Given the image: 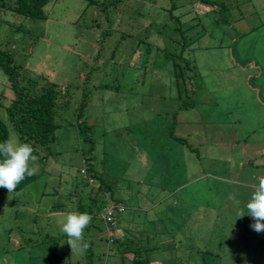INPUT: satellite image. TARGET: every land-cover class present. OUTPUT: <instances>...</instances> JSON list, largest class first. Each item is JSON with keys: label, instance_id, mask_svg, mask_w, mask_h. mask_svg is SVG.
Returning <instances> with one entry per match:
<instances>
[{"label": "rangeland", "instance_id": "rangeland-1", "mask_svg": "<svg viewBox=\"0 0 264 264\" xmlns=\"http://www.w3.org/2000/svg\"><path fill=\"white\" fill-rule=\"evenodd\" d=\"M148 1L143 10L152 4L156 11L173 8L174 13H186L195 22L202 18L206 36L200 39V45L205 48L191 54L201 77L192 83L193 104L186 102L187 106L177 109L189 98L186 90L190 82L185 80V90L180 86L177 96L169 75L155 83L147 80L145 89H131L122 77L132 70L122 65L133 55V48L126 43L119 50L124 51V57L117 55L120 62L104 63L110 56V51L105 50L95 61L97 67H91L96 30L83 20L85 0H58L48 10L45 21H26L24 28L34 31L38 38L25 53L22 49L29 46L31 32L29 40L17 34L13 42L8 41L10 30L6 27L12 26L0 20V46L16 50L26 69L41 72L50 81L70 85L75 93L79 90V95L82 86L91 90L82 112L92 126L91 166L112 179L108 184L111 193L127 206L118 225L144 229L142 239L147 242L143 243L148 247L155 243L157 250L153 247L148 251L152 260L149 264H163L165 250L179 256V264H264V232L257 233L250 227L254 221L246 209L258 178L264 177V0H215V13L205 16L195 14L200 0ZM139 3L141 0L134 4ZM230 7L232 21L227 13ZM191 18L185 16L188 22ZM119 28L114 26L118 33ZM124 32L131 31L124 27ZM218 43L221 47H217ZM153 50L154 63L160 66L163 60L158 50ZM250 56L248 69L240 67ZM158 68L165 73V68ZM86 74L89 81L83 83ZM5 82L0 73V92ZM104 83L108 87L101 89ZM77 105L74 99L68 112H62L58 119L60 128L47 162L37 160L32 165L38 166L36 179L10 195L7 189L0 188V264H43L44 251L50 249L49 241L32 252L27 247L16 249L18 242L13 237L17 233L9 235L14 218L19 216L15 210L29 211H23L17 221L23 220L24 228L31 229V212L41 207L36 217L40 232L62 233L60 221L71 212L55 213L51 207L65 194L59 171L79 180L84 178L86 168L83 155L87 156L88 144L77 133ZM7 127L9 139L20 142L8 123ZM176 137L182 138V143ZM162 156L172 158L169 172L165 171L166 159L162 160ZM233 194L235 199H230ZM91 210L98 208L92 205ZM240 212L245 215L238 217ZM94 223L103 224L97 219ZM89 232L84 242L94 240L90 247L93 260L87 258L89 252L77 254V249L64 260L66 264H131L127 257L102 254V245L92 236L97 234V227H91ZM170 238L175 240L169 242ZM61 243L59 252L66 254L69 245ZM199 245L204 252H198ZM238 255L241 258H236Z\"/></svg>", "mask_w": 264, "mask_h": 264}, {"label": "trees", "instance_id": "trees-1", "mask_svg": "<svg viewBox=\"0 0 264 264\" xmlns=\"http://www.w3.org/2000/svg\"><path fill=\"white\" fill-rule=\"evenodd\" d=\"M57 1L58 0H0V20L6 21L5 26H8V24L12 26L6 27L10 30L6 35L7 40L13 42L17 34H21L23 39L29 40L28 34L31 32L32 39L28 41L29 46H23L22 50L25 53L26 49H32L38 37L34 31H29L24 28L25 22L28 20L45 21L48 16V10ZM136 1L137 0H85L86 4L83 12V20H85V22L88 21V26L96 30L95 50L91 57L94 65L91 67H97L95 61L98 60L97 57H101L105 50L110 51V56L104 63L111 62L117 64L120 62L117 55L124 57V51L119 50L120 48L123 49V44L126 43L125 45L128 44L133 48V55H131L128 60L125 59L122 65H126L132 70L130 71V75H123L122 77H125L129 82L131 89H134L135 86L139 90L140 88L145 89V84L148 82L147 80L155 83L158 82L162 76L167 79V75H169L172 77V83L176 86L175 90L177 91L175 92L177 96L179 95L180 86L185 90V80L190 82L186 90V94H189V98H186V101L184 100L183 103H179L177 109L187 106L186 102L189 103L188 105L193 104V101H190V96L195 92L192 88V83L196 78L200 81L201 77L198 72L199 66L196 64V58L191 56V54L205 48L200 45V39H204L206 36L202 18H199V21L195 22L191 16L186 13H174L175 9L173 11V8L166 9V11H156L152 9V4L148 5L149 9L143 10V6L149 1L141 0V3L134 4ZM197 3L199 11L195 12V14L202 13L201 16H205V14L209 12L215 13V11H212V8H216L217 1L200 0ZM145 8H147V6H145ZM166 12L167 14H165ZM227 13L232 21L231 17L233 16V11H231V7L227 10ZM185 16L189 19L191 18V22H188L189 19H185ZM238 17L239 15L237 14V16L234 17V21H237ZM81 18L80 16V19ZM115 25H117V28L120 27L119 33L117 29H114ZM124 27H128L131 32L125 33ZM245 36L246 35H244V37ZM218 44H220V46L217 47H221V43ZM232 46L234 45L232 44ZM153 48L158 50L160 58L163 60L160 66L154 63L155 55ZM197 59L199 60V58ZM251 60L252 56L247 57L239 66L248 69L247 65L249 66V64H251ZM158 67L165 68V73ZM252 67L254 66L252 65ZM0 73H2L6 79V82L2 86V92H0V108L3 111V117L0 119V142L9 140L8 123L16 132L20 143L32 145L34 149L33 155L37 157V160L41 164L47 162L48 156L51 154V145L56 142L57 132L60 128L58 119L61 117L62 112H68L71 107V102L77 99L78 105L75 107L76 113L74 122L77 126L79 137L88 144V148L86 149L87 156L83 155V163L86 167L84 170L85 175L83 179L78 180L75 175L69 178L64 176L65 174L62 171H59L63 181L60 186H62V190L65 194H63L62 197H58V203L52 204L51 207L54 208V212L66 213L68 211L71 213H88L91 215L92 221L84 230V236H90L88 233H90L91 227H97V234L92 236H95L99 244L102 245L100 247V252L102 254L116 255L120 259L127 257L129 259H126L131 264L151 263V255L148 254V251L150 250L149 248L153 247L157 250L155 243L152 244L153 247H148L146 243H143L147 242L142 239L144 229L139 231L136 230V226L134 229L130 228V226L118 225L119 217L124 213L126 204L123 199L115 198L111 193V187H109L108 184H112V179L106 177L101 171L91 166L93 164L92 159L94 158L92 154V126L86 122L82 115L83 110L87 106V99L91 90L82 86L79 95V90L78 93H75L70 85L50 81L46 76L42 75L41 72L35 73V71L26 69L23 63L19 61L16 50L12 51V49L3 46H0ZM88 76L89 75L86 74V78L84 79L85 82L83 83H86V80L89 81ZM119 79L121 80V76ZM107 87V83L100 84L101 89H106ZM114 88H116V86ZM174 113L176 114V112ZM172 129L173 126L171 130ZM155 133L156 132L153 131V137ZM176 140L181 143L183 141L182 138L177 137ZM195 151L197 152V150ZM143 154L145 159L148 158L146 157L147 151H144ZM158 156L159 153H157V157ZM162 158V160L166 159L165 171L169 172L170 170H168L167 167L170 164L173 165V163L170 162L172 158H164L163 156ZM161 163H163V161ZM36 177L37 174L26 177L15 190L24 188L32 183ZM160 179H162V176H160ZM60 186L59 188H61ZM92 205L97 207L98 210L93 212L91 210ZM108 205L113 207V214L111 220L104 221L99 217V214L103 211V208ZM168 206L173 207L170 204ZM118 207H121L122 210L119 211L117 209ZM40 208L41 207H39L36 212H31L34 214L33 220L29 219L32 223L31 229L24 228L22 225L23 220H21V222L17 221L20 214H23V211H29L25 208L15 210L14 214L19 216L15 215V225L10 229L9 235L16 232L17 236L13 237V241L16 238V242H18L17 245L15 244L16 249L27 247L29 249L28 251L41 247L45 242L49 241L50 249L48 252L44 251L45 260L43 264H66L64 260L72 256L71 247L68 246L66 248V254L60 253L59 247L62 241L66 246L68 245L66 243L67 236L66 234L64 235L58 232L46 231L43 234L40 232L41 228L36 222V217L38 213L41 212ZM48 211L49 210L46 209V215ZM96 219L100 220L103 224L100 226L94 223ZM150 222L153 221H149V223ZM117 227H121L122 235L118 236V234H116L115 228ZM108 232H111L112 235L108 236ZM173 240L175 239H168L169 242ZM93 244L94 240L91 239V241L87 243L88 247L83 250L79 249L77 254L89 252L90 255H86L87 258H90L91 262L94 254L90 247H93ZM173 245H175L174 242ZM197 248L199 249L198 252H204L201 250L200 245ZM164 255L165 257H162L165 258L163 264H179L178 262L176 263L177 257L179 256L173 254L172 251L165 250ZM156 258L160 259L159 257ZM236 258L239 259L241 256L238 255ZM28 264H32V262L29 261Z\"/></svg>", "mask_w": 264, "mask_h": 264}, {"label": "clouds", "instance_id": "clouds-1", "mask_svg": "<svg viewBox=\"0 0 264 264\" xmlns=\"http://www.w3.org/2000/svg\"><path fill=\"white\" fill-rule=\"evenodd\" d=\"M33 152L32 145L28 143L13 142L10 139L0 142V188L7 189L9 195L15 192L17 186L26 177L38 172V166H32L37 161ZM229 198L235 199V195H230ZM107 207L111 206H105L103 210ZM246 209L247 215L254 221L250 227L257 233L264 232V177L258 178V184L246 204ZM244 215V212H240L238 217ZM91 221V215L86 212L68 213L60 221V231L66 234V243L71 247L72 252L88 247L84 242V230Z\"/></svg>", "mask_w": 264, "mask_h": 264}, {"label": "built area", "instance_id": "built-area-1", "mask_svg": "<svg viewBox=\"0 0 264 264\" xmlns=\"http://www.w3.org/2000/svg\"><path fill=\"white\" fill-rule=\"evenodd\" d=\"M112 209H113V207H107V208H105V209L99 214V217H100L101 219H103L104 221H105V220H106V221L111 220V216H112V214H113ZM117 209H118L119 211L122 210L121 207H118Z\"/></svg>", "mask_w": 264, "mask_h": 264}, {"label": "crops", "instance_id": "crops-1", "mask_svg": "<svg viewBox=\"0 0 264 264\" xmlns=\"http://www.w3.org/2000/svg\"><path fill=\"white\" fill-rule=\"evenodd\" d=\"M146 160V159H145ZM121 204H123V203H121ZM125 206V205H124ZM125 210H126V206H125ZM123 214V213H122ZM122 219V217H119V220H121ZM118 220V221H119ZM121 227H123V226H121ZM121 227H117V228H115V232H116V234H118V236L119 235H122V230H121Z\"/></svg>", "mask_w": 264, "mask_h": 264}]
</instances>
